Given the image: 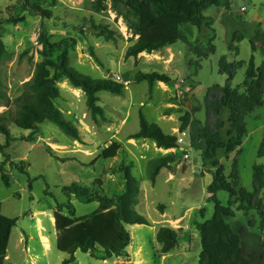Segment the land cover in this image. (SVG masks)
Masks as SVG:
<instances>
[{
    "label": "rangeland",
    "instance_id": "374dc122",
    "mask_svg": "<svg viewBox=\"0 0 264 264\" xmlns=\"http://www.w3.org/2000/svg\"><path fill=\"white\" fill-rule=\"evenodd\" d=\"M220 1L221 7L205 12L215 19L213 29L183 26L177 42L127 58V50L139 37V14L130 0H0V41L9 52L0 64V77L12 100L21 95L37 63L44 60L43 33L50 43H63L71 67L78 72L128 82L122 95L98 94L103 116L96 117L81 89L67 80L59 83L61 97L56 106L78 128L80 141L48 121L39 125L35 142L21 140L31 131L11 127L16 140L7 153L28 175L11 167L0 153L2 212L17 219L5 264H63L69 258V241L85 237L76 219L100 208L99 202L85 203L87 198L73 195V213L64 207L69 202L64 188L77 184L89 195L112 198L124 192L127 168L139 180L137 211L150 226L127 227L131 234L128 257L105 261V251L98 247L97 259L77 251L73 264H199L203 244L197 226L214 216L208 189L215 178L219 186L235 194L232 206L229 192L217 194L222 206L234 213L223 219L238 247L229 264H264V182L258 191L255 188L257 167L264 180V95L262 105L244 116V134L235 128L237 106L227 103L217 115L219 93L209 98L216 86L241 87L252 58L257 68L264 65V46L253 51L251 43L259 20L264 23V0ZM32 7L46 11L48 18L33 15ZM60 54L57 51L47 59L57 62ZM223 61L237 65L232 79L223 71ZM154 72L170 74L176 82H156L150 87L147 81H136L139 73ZM0 115L9 117L10 109L1 107ZM141 115L158 124L164 134L176 136L178 147L167 150L154 140L132 138L140 129ZM207 124L217 137L211 148L198 139ZM113 142L120 145L117 156L105 159L103 152ZM0 143H5L2 135ZM167 155H174L175 162L162 169L153 184L147 176L148 163ZM161 227L179 231L175 248L167 254L161 253L156 240ZM42 234L50 239L49 251L44 249Z\"/></svg>",
    "mask_w": 264,
    "mask_h": 264
},
{
    "label": "trees",
    "instance_id": "16d2710c",
    "mask_svg": "<svg viewBox=\"0 0 264 264\" xmlns=\"http://www.w3.org/2000/svg\"><path fill=\"white\" fill-rule=\"evenodd\" d=\"M139 14L138 39L129 47L126 57H138L142 53L151 54L159 51L175 42L180 38V30L183 26H193L198 29H213L215 19L208 17L205 12L211 7H221L220 0H130ZM29 11L36 16L48 18L47 12L36 7ZM214 39L211 40V42ZM252 50L256 51L257 46H264V31L262 25L256 26V32L251 40ZM41 44L44 60L37 63L32 78L23 85L21 95L12 100L8 94L7 87L0 77V108L10 109V116L0 115V135L5 138V143H0V153L6 163L11 167L17 168L20 172L27 174L23 167L17 166L11 161L7 149L16 138L11 133V127L15 126L22 130L31 131L30 136L21 140L35 142L39 132V125L48 121L59 127L66 135L75 141H80L81 136L78 128L67 120L61 110L56 106V100L61 97L59 83L67 80L74 88L81 89L87 97V106L93 116H103V109L97 104L99 102L98 94L100 92H110L114 95H122L124 85L107 79H94L88 75L78 72L71 67L68 52L63 48V43L52 44L49 42L46 33L41 35ZM57 51H60V57L57 62L47 59V57ZM210 53H215V47L211 45ZM9 57V52L5 44L0 41V64ZM223 61V71H227L230 79L233 78L235 67ZM136 81L141 83L147 81L150 87L156 82H162L172 85L176 81L172 75L165 73H139ZM244 89V93H241ZM214 92L211 91L209 98L216 93L219 97L216 100L215 108L217 115H220L222 107L227 103H233L237 106V115L235 128L244 134V116L252 112L255 108L262 105L264 95V65L257 68L254 64V58L250 61L246 74V79L241 87L236 89L231 86L220 88L216 86ZM209 98L207 107L209 105ZM184 131V130H183ZM135 139L154 140L159 148L174 149L178 147V138L172 135L164 134L161 127L156 123H149L144 115L140 116V129L133 135ZM198 139L205 141L209 148L217 140L210 126L207 124L199 131ZM264 145V144H263ZM49 149V153L53 151ZM120 149L118 143L113 142L109 148L104 150L105 159H113L117 156ZM263 156V153H260ZM175 162L174 155H167L151 160L147 166L148 179L155 184L157 177L164 168H168ZM4 183L9 186V181L3 176ZM32 180L29 179V188H32ZM125 190L122 194L112 198L97 195H89L85 188L74 184L64 188V194L68 198V204L64 207L73 211L74 206L70 202L74 195L77 199H85V203L99 202L100 208L91 215L76 219L85 237L81 240L73 238L69 241L67 252L69 258L63 264H73L76 261L75 254L81 251L90 254L92 258L97 259L95 252L98 247L105 251L102 260H111L113 258L128 257L127 248L131 243V234L127 227L130 225L150 226L149 220L137 211L140 204V183L133 176L131 169L125 170ZM263 176L261 167L256 168L255 188L263 185ZM220 191L229 192V206H232L235 196L233 191L227 187L218 185L215 178L209 186L208 192L211 194V201L215 204L213 218L206 224L198 225L197 229L202 235L203 251L200 255L199 264H229L233 261L238 247L228 226L223 224L225 217H232L233 212L222 206L217 194ZM63 206H59L62 209ZM264 222V217H262ZM56 226L60 231L59 218L57 216ZM17 224V219L9 218L2 212L0 203V264H5L8 256V248L13 228ZM264 229V223L261 225ZM65 230V229H64ZM77 230V228H76ZM156 240L161 245V253L167 254L175 248L179 240V231L168 227H161L156 235Z\"/></svg>",
    "mask_w": 264,
    "mask_h": 264
},
{
    "label": "crops",
    "instance_id": "0c3cea01",
    "mask_svg": "<svg viewBox=\"0 0 264 264\" xmlns=\"http://www.w3.org/2000/svg\"><path fill=\"white\" fill-rule=\"evenodd\" d=\"M242 1H247V0H242ZM243 10L245 11V8H243ZM259 23H261V25H263L264 26V23L263 22H261V20H259ZM193 27V26H192ZM170 75V74H169ZM161 84H163V85H166V84H164V83H162L161 82ZM40 226H42L41 225V222H40ZM129 227V226H128ZM42 229H43V227H42ZM43 231V230H42ZM41 236H43V234L41 235ZM45 237V236H44ZM47 237V236H46ZM45 237V238H46ZM48 239V238H47ZM49 245H50V247H49V249H46V247H45V245H44V243H43V246H44V249L46 250V251H49L50 249H51V243H50V239H49Z\"/></svg>",
    "mask_w": 264,
    "mask_h": 264
},
{
    "label": "bare ground",
    "instance_id": "6f19581e",
    "mask_svg": "<svg viewBox=\"0 0 264 264\" xmlns=\"http://www.w3.org/2000/svg\"><path fill=\"white\" fill-rule=\"evenodd\" d=\"M39 230L42 232V226H39ZM42 237V242L44 243L46 249H49L50 245H49V240L47 238H45L44 236Z\"/></svg>",
    "mask_w": 264,
    "mask_h": 264
},
{
    "label": "built area",
    "instance_id": "2783aa9c",
    "mask_svg": "<svg viewBox=\"0 0 264 264\" xmlns=\"http://www.w3.org/2000/svg\"><path fill=\"white\" fill-rule=\"evenodd\" d=\"M117 81H118V83H120V84H122V85H125V86L128 85V82L122 80L121 77H118Z\"/></svg>",
    "mask_w": 264,
    "mask_h": 264
}]
</instances>
